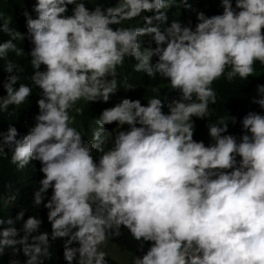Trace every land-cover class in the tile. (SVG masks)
<instances>
[{
	"label": "clouds",
	"instance_id": "9594fccd",
	"mask_svg": "<svg viewBox=\"0 0 264 264\" xmlns=\"http://www.w3.org/2000/svg\"><path fill=\"white\" fill-rule=\"evenodd\" d=\"M170 6V0H118L89 10L83 0H36V18L24 12L39 112L21 139L13 126L0 134V156L10 149L18 171L40 162L43 178L32 205L48 210L51 231H41L40 217L24 220L21 209L15 220L22 226L9 219L11 227L0 233V256L11 250L13 257L23 253V264H45L52 258L50 240H62L66 264H108L101 246L123 227L141 242L139 249L152 242L131 264H264V115L242 118L239 141L225 135L234 117L210 122L208 146L193 140L192 122L206 119L209 104L216 103L215 80H247L256 62L264 65V0H235V7L221 0L222 14L198 11L195 28L179 20L163 29L153 26L166 19ZM185 6L191 7L186 0ZM137 17L143 26L112 27ZM10 23L0 13V32L10 37L0 43V60L10 74L0 112L32 94L13 74L22 69L7 60L10 51L23 53L14 41L25 39ZM147 35L156 47L142 50ZM128 57L137 61L135 71L159 75L179 98L162 100L153 88L156 96L146 106L124 99L102 111L92 140H85L70 111L82 114L74 107L81 100L107 103L118 90L117 67ZM252 103L264 109V85H257ZM114 122L112 145L94 157L104 126ZM15 199L7 196L0 206Z\"/></svg>",
	"mask_w": 264,
	"mask_h": 264
},
{
	"label": "trees",
	"instance_id": "16d2710c",
	"mask_svg": "<svg viewBox=\"0 0 264 264\" xmlns=\"http://www.w3.org/2000/svg\"><path fill=\"white\" fill-rule=\"evenodd\" d=\"M86 3V7L92 10L97 5H102L104 8L115 6L118 0H83ZM187 4L191 7L185 6V0H170L171 6L164 9V15L166 17L163 21H154L153 26H159L161 29L169 26L173 21L179 20L182 24L188 25L189 21L191 26L195 28L198 23L196 19V13L202 11L206 16L211 17L213 15L222 14L223 9L221 7V0H186ZM36 0H0V13H3L5 17L11 19L10 27L18 31L25 37L24 40H15L17 48L22 49L23 53L19 56L15 52H9L7 60L12 61L22 71H14V75L19 76L18 85L20 83L28 84L32 87V94L28 99L19 107L10 106L7 112H0V134L6 133L9 126H13L17 129V139H21L28 133V130L34 126V117L38 114L39 109L37 106V100L40 99V89L32 84L30 77L33 74V69L30 65V51L32 44L28 38L26 18L24 12L27 11L33 18H36L35 12H33V6ZM233 7H235V0H232ZM71 5L68 6V15L72 12ZM151 15V14H144ZM143 18L137 17L132 20H126L120 25H113L116 27H139L143 26ZM10 37L3 32H0V43L6 42ZM156 44L151 35L141 37V49L152 48L154 49ZM156 57H153L152 63H155ZM137 61L133 57L125 59L122 66L117 67L118 90L115 94L111 95L107 103L102 101L85 102L83 100L77 102L74 107L83 109L82 114H77L74 109L70 111V115L75 117V123L72 125L81 132L83 138L87 141L92 140V134L97 129L96 119L100 116L103 110L111 108L116 104L122 102L124 99L140 100L142 106L147 105V101L156 96V93L152 91L153 88L159 90V97L162 100L178 99L179 93L174 91L169 82L159 75L154 78L148 77L143 72H137L134 70ZM6 61L0 60V98L6 96V90L4 84L7 82L9 73L4 70ZM255 71L252 76L247 80H241L236 78L229 82L224 76L215 80L212 84L213 90L216 92V103L209 104V115L206 119L201 120L196 117L192 118L194 125L193 140L197 142H203L205 146L212 143L207 125L216 123L221 117L227 118L234 117L236 123L229 122L228 132L225 135H232L239 138L244 134L240 121L247 115L248 112H255L264 115V109H261L259 105L252 103L253 97L256 95L257 85H264V65L256 62L254 65ZM44 70V66L41 67V71ZM227 71V70H226ZM17 85V86H18ZM195 99V98H194ZM165 114L168 110L165 107L163 109ZM105 127L103 134L105 132ZM103 138V137H102ZM110 147L107 146L103 149H99L94 157L98 158L103 151H106ZM8 153L7 157L0 156V204L5 197L15 195L16 199L13 204H9L7 207L0 206V233L3 230L11 227L7 223L9 219L13 220L15 227L19 229L22 226L23 221H16L15 218L21 209H24V220L28 216L33 215L40 217L42 220L41 231H51V226L47 220V209L40 206L35 208L32 205L33 193L36 188L39 187V181L43 178V174L40 172L41 164L39 161H31L24 170L18 171L14 165L10 163L11 150L6 148ZM239 159V158H238ZM51 189L48 192V197L51 196ZM47 200L45 201V203ZM107 242L114 247H117L131 255L142 257L148 251L152 242H145L143 249H139L140 243L135 241L129 234L126 228L120 229L119 236L110 235ZM50 251L52 258L47 260L45 264H66L63 258V241H51ZM76 246V245H74ZM16 259L23 264L26 257L20 252L16 257H13L11 250H8L5 255L0 256V264H9V261ZM108 264H121L112 257H106Z\"/></svg>",
	"mask_w": 264,
	"mask_h": 264
},
{
	"label": "rangeland",
	"instance_id": "374dc122",
	"mask_svg": "<svg viewBox=\"0 0 264 264\" xmlns=\"http://www.w3.org/2000/svg\"><path fill=\"white\" fill-rule=\"evenodd\" d=\"M105 126H106V128H105L106 130L103 134L102 143L100 144L99 149H102L103 146L105 147V145L106 146L112 145V140L114 139V136H113L114 135V129H116L117 124L114 122L113 124L105 125ZM127 129H128V126L125 125L122 130L126 131ZM98 150L94 151L93 155ZM101 250L105 251L107 253V256L114 258L115 260H117L121 264H131V259L134 256V255H131V254H129V253L117 248V247H114L113 245L109 244L107 241L105 242L104 245L101 246Z\"/></svg>",
	"mask_w": 264,
	"mask_h": 264
}]
</instances>
